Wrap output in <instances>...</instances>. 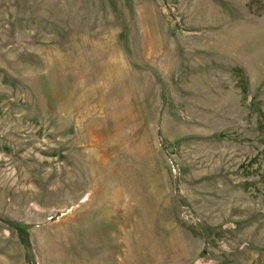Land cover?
Instances as JSON below:
<instances>
[{
    "label": "rangeland",
    "instance_id": "rangeland-1",
    "mask_svg": "<svg viewBox=\"0 0 264 264\" xmlns=\"http://www.w3.org/2000/svg\"><path fill=\"white\" fill-rule=\"evenodd\" d=\"M0 264H264V0H0Z\"/></svg>",
    "mask_w": 264,
    "mask_h": 264
}]
</instances>
